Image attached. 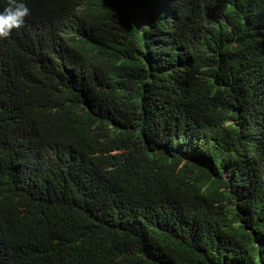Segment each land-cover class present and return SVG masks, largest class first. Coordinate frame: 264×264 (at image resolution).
<instances>
[{
  "label": "trees",
  "instance_id": "16d2710c",
  "mask_svg": "<svg viewBox=\"0 0 264 264\" xmlns=\"http://www.w3.org/2000/svg\"><path fill=\"white\" fill-rule=\"evenodd\" d=\"M26 2L0 264H264V0Z\"/></svg>",
  "mask_w": 264,
  "mask_h": 264
},
{
  "label": "clouds",
  "instance_id": "9594fccd",
  "mask_svg": "<svg viewBox=\"0 0 264 264\" xmlns=\"http://www.w3.org/2000/svg\"><path fill=\"white\" fill-rule=\"evenodd\" d=\"M30 14L31 10L26 0H6V6L0 11V39H6L14 30L20 29ZM8 41L12 44V37H9ZM55 154L56 152L50 157L55 158ZM46 157V161H49L50 157ZM127 206L131 207V204L128 202Z\"/></svg>",
  "mask_w": 264,
  "mask_h": 264
},
{
  "label": "rangeland",
  "instance_id": "374dc122",
  "mask_svg": "<svg viewBox=\"0 0 264 264\" xmlns=\"http://www.w3.org/2000/svg\"><path fill=\"white\" fill-rule=\"evenodd\" d=\"M230 173H231V171L229 170V171H228V178L230 177Z\"/></svg>",
  "mask_w": 264,
  "mask_h": 264
}]
</instances>
